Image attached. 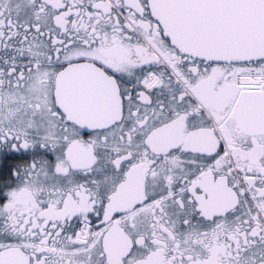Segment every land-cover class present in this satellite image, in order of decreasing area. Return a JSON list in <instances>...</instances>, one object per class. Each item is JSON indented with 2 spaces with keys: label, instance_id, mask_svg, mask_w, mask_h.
<instances>
[{
  "label": "snow or ice",
  "instance_id": "1",
  "mask_svg": "<svg viewBox=\"0 0 264 264\" xmlns=\"http://www.w3.org/2000/svg\"><path fill=\"white\" fill-rule=\"evenodd\" d=\"M0 264H264V0H0Z\"/></svg>",
  "mask_w": 264,
  "mask_h": 264
}]
</instances>
